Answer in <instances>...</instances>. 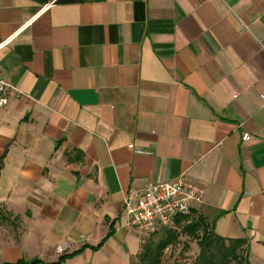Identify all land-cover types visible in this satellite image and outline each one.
Masks as SVG:
<instances>
[{
	"label": "crops",
	"instance_id": "1",
	"mask_svg": "<svg viewBox=\"0 0 264 264\" xmlns=\"http://www.w3.org/2000/svg\"><path fill=\"white\" fill-rule=\"evenodd\" d=\"M7 38L0 264H133L165 227L126 203L182 172L264 264V0H0Z\"/></svg>",
	"mask_w": 264,
	"mask_h": 264
},
{
	"label": "built area",
	"instance_id": "2",
	"mask_svg": "<svg viewBox=\"0 0 264 264\" xmlns=\"http://www.w3.org/2000/svg\"><path fill=\"white\" fill-rule=\"evenodd\" d=\"M11 39L1 41L0 49ZM22 94L18 87L0 73V107L6 106L13 96ZM249 138L248 133L242 135L244 141ZM203 194V188L195 184L184 172L173 180L150 182L136 193L135 204L126 203L125 211L129 224L145 233H154L162 227H170L179 216L190 214L195 206L202 202Z\"/></svg>",
	"mask_w": 264,
	"mask_h": 264
},
{
	"label": "trees",
	"instance_id": "3",
	"mask_svg": "<svg viewBox=\"0 0 264 264\" xmlns=\"http://www.w3.org/2000/svg\"><path fill=\"white\" fill-rule=\"evenodd\" d=\"M180 235L197 242L198 254L192 264H249L248 240L217 235L196 209L176 218L172 226L163 229L156 241L147 240L133 264H161L165 249L175 246Z\"/></svg>",
	"mask_w": 264,
	"mask_h": 264
},
{
	"label": "rangeland",
	"instance_id": "4",
	"mask_svg": "<svg viewBox=\"0 0 264 264\" xmlns=\"http://www.w3.org/2000/svg\"><path fill=\"white\" fill-rule=\"evenodd\" d=\"M162 232L152 235L154 241L161 237ZM198 254V245L194 239L180 235L178 243L165 249L161 264H192Z\"/></svg>",
	"mask_w": 264,
	"mask_h": 264
}]
</instances>
